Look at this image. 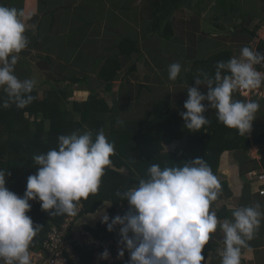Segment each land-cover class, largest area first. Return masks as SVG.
<instances>
[{"label": "clouds", "instance_id": "9594fccd", "mask_svg": "<svg viewBox=\"0 0 264 264\" xmlns=\"http://www.w3.org/2000/svg\"><path fill=\"white\" fill-rule=\"evenodd\" d=\"M21 16L16 8L0 5V88L8 97L4 108L15 103L24 109L36 99L32 95L36 80H21L15 75L19 53L29 44ZM262 63L264 53L245 46L226 62L217 63L214 78L201 72L203 79L196 78L195 85H205L207 93L202 94L195 86L187 89L183 105L186 111L180 113L185 128L197 132L210 123L203 115L206 107L202 102L207 101L208 107L216 109L219 122L240 135L249 133L260 105L235 100L233 93L264 85V72L255 67ZM180 72V63L168 66L170 80ZM113 154L114 144L103 129L95 139L91 131L60 135L57 149L34 157L39 167L27 177L23 196L8 190L6 176L10 173L0 170V261L31 264L29 248L42 226L26 215L31 209L29 201L38 200L49 215L77 216L78 202L98 192ZM148 174V179H140L138 186L117 193L129 205L124 215L111 218L110 223L108 215L101 217L109 232L120 226L118 244L123 247L118 250V258L127 250L128 264H203L205 245L219 226L224 233L221 264H241L242 248L251 251L247 242L254 238L264 219L259 204L236 206L233 219L220 223L211 204L217 200L221 184L202 157L184 162L183 166L161 168L152 164ZM103 203L106 208L111 206V201ZM109 256L104 250L100 259L107 260Z\"/></svg>", "mask_w": 264, "mask_h": 264}, {"label": "crops", "instance_id": "0c3cea01", "mask_svg": "<svg viewBox=\"0 0 264 264\" xmlns=\"http://www.w3.org/2000/svg\"><path fill=\"white\" fill-rule=\"evenodd\" d=\"M161 1L0 0V5L9 3L8 7L22 13L25 35L29 39L26 49L19 53L15 75L21 80L35 79V88L41 92L49 88L46 79L55 71L65 78H86L87 82L68 87L70 97L86 100L91 90L102 88L97 73L103 65V59L117 54V43L127 36L137 41L141 49L143 57L139 63L140 69L128 73L135 63L134 57L119 56L121 69L109 77L112 90L104 98L109 102H118L120 119L135 121L143 120L156 102L169 97L174 128L191 132L185 128L180 113L186 111L183 105L187 100V89L195 86L187 83L193 60L205 58L222 49H230L233 56L237 55L250 42L249 36L241 28L245 26L250 29L249 25L259 19L250 17L251 14L242 4L237 12H230L227 0L183 2L171 16L174 36L165 41L148 31L152 8ZM208 11L212 13L211 16L207 15ZM206 21L211 23L214 30L209 28L206 31ZM231 28L234 31H230ZM260 30L257 31V38L261 37ZM261 41L264 40L259 39V43ZM181 49L184 54H180ZM173 54H177L182 64L180 78L170 80L168 66L175 63ZM100 56L102 58L99 59ZM256 68L264 72V64H258ZM195 87L202 94L207 93L205 85ZM0 91L3 89L0 88ZM233 99L255 101L240 98L235 92ZM255 102L260 108L255 114L251 130L256 129L264 134V103ZM202 103L206 107V116L212 119L217 117L215 108L208 107L207 101ZM72 104L70 101L66 107L70 108ZM76 116L79 117L78 114ZM175 147L184 149L186 141L176 142ZM212 170L221 184V190L217 200L212 202L211 210L216 213L220 223L233 219L232 212L236 206L259 204L260 210L264 212V196L259 194L264 185L251 175L264 172V144L255 145L247 151L238 149L224 152L218 166ZM109 210L110 207L106 208L102 204L93 214L78 218L77 224L95 229L101 223V217L109 216ZM210 237L212 250L207 264H221L224 233L218 226ZM247 243L251 251L242 248L241 264H264V219L254 238Z\"/></svg>", "mask_w": 264, "mask_h": 264}, {"label": "trees", "instance_id": "16d2710c", "mask_svg": "<svg viewBox=\"0 0 264 264\" xmlns=\"http://www.w3.org/2000/svg\"><path fill=\"white\" fill-rule=\"evenodd\" d=\"M190 1L192 0H162L154 4L148 31L169 41L174 36L170 21L174 9L183 2L190 3ZM227 2L230 5V12L234 13L240 9L237 3L233 6L228 0ZM5 4L8 7L9 3L5 2ZM253 26V29L245 26L241 28L249 36L250 42L256 37L257 31L264 26V15ZM117 50V54L103 59V65L97 73L102 88L91 90L86 100L70 97L68 87L85 83L87 79L77 76L61 77L55 69V72L46 79L49 88L42 92L35 88L32 95L36 99L24 109L17 108L15 103L4 108L3 102L8 97L4 91H0V170L10 173L6 176L5 185L9 191L23 196L27 177L35 174L39 167L35 164L34 157L46 154L51 149H57L58 137L74 131L80 133L91 131L95 139L96 134L103 129L109 142L114 144V154L110 157L112 164L105 169L98 192L77 204V206L81 205L79 218L93 214L100 205L104 204V201L112 203L109 215L119 202L127 203L117 193L138 186L140 179H148V169L152 164H159L161 168L183 166L184 162L202 157L212 170L218 166L224 152L238 149L247 151L255 145L264 144L262 132L254 129L246 135H240L236 129L227 128L219 122L217 117L212 119L205 113L203 115L210 123L203 126L200 132H181L174 128L169 97L156 102L143 120L120 119L118 102L114 100L109 102L104 98V95L112 90L109 77L121 69L119 56L134 57L135 63L128 73L140 69L139 63L143 56L137 41L130 40L127 36L122 37L117 43ZM255 51L264 53V41L257 45ZM232 56L233 52L230 49H222L205 58L193 60L187 74V83L195 85L196 78L203 79L201 72L214 78L217 63L226 62ZM45 61L48 63V60ZM177 77L179 79L180 75ZM235 94L242 98L238 90ZM70 101L73 103L72 107L67 108L66 105ZM25 112L28 113L27 117L24 115ZM77 114L78 118H76ZM44 135L47 139H44ZM182 140L186 141V147L184 149L175 147V143ZM29 203L31 209L26 215L32 218L34 224L42 226L30 245L29 250H32L40 246L52 226L60 225L69 215H49L47 211L41 209L38 200H31ZM219 217L221 218V215ZM85 227L100 239L110 238L113 235V231H107V226L102 223H99L95 229ZM211 250L210 237L204 248L203 254L206 259L203 264H207ZM78 252L83 260H89V256L83 251Z\"/></svg>", "mask_w": 264, "mask_h": 264}, {"label": "built area", "instance_id": "2783aa9c", "mask_svg": "<svg viewBox=\"0 0 264 264\" xmlns=\"http://www.w3.org/2000/svg\"><path fill=\"white\" fill-rule=\"evenodd\" d=\"M264 26L261 27L260 38H253L250 42V49L255 50L259 39L264 40ZM256 67V66H255ZM245 99H252L264 103V86L253 90L237 89ZM264 185V172L251 173ZM264 196V188L259 191ZM129 210L128 203L119 202L113 207L111 218L117 215H124ZM81 213V205L77 206V216L64 218L58 226H52L44 237L42 243L36 249L29 250L31 253V264H128L129 253L125 250L122 258L117 257L118 250L123 247L118 244L120 241L119 228L113 229L110 238H97L88 228L77 224ZM79 250L89 256V260H83ZM108 250L110 256L107 260L100 259V254ZM0 264H3L0 261Z\"/></svg>", "mask_w": 264, "mask_h": 264}, {"label": "rangeland", "instance_id": "374dc122", "mask_svg": "<svg viewBox=\"0 0 264 264\" xmlns=\"http://www.w3.org/2000/svg\"><path fill=\"white\" fill-rule=\"evenodd\" d=\"M228 1L231 4H233V6H235L236 3L238 5H241L242 4L243 5V8L245 10H248L249 13L251 14L250 17L253 16L256 19H260L264 15V2L262 0H228ZM207 15L208 16H211L212 13L208 11L207 12ZM206 22H207L206 31H209V28L211 30H214L213 28H211V23H209L208 21H206ZM257 22L258 21L255 20V22H253V24L254 23H257ZM249 28L250 29H253L254 26L251 24V25H249ZM230 31H234L233 28H231ZM183 37L184 36H181V38H183ZM243 41H244V39H243ZM177 50H179V48H177ZM180 54H184L183 49H181ZM173 59H174L175 63L178 62V63L182 64L181 59L178 58L177 54H173ZM119 113H120V111H119ZM44 139H47V136L46 135H44ZM111 205H112V203H111Z\"/></svg>", "mask_w": 264, "mask_h": 264}]
</instances>
